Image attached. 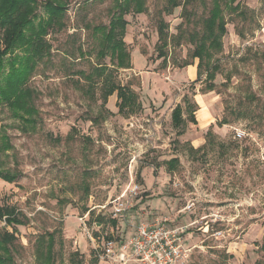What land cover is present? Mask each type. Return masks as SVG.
<instances>
[{
  "label": "rangeland",
  "instance_id": "obj_1",
  "mask_svg": "<svg viewBox=\"0 0 264 264\" xmlns=\"http://www.w3.org/2000/svg\"><path fill=\"white\" fill-rule=\"evenodd\" d=\"M65 2V26L46 35L50 61L38 62L28 82L36 91L34 121L0 104V169L18 172L13 182L0 179V204L24 221L0 218V230L15 234L13 264H38L34 244L46 232L55 233L54 264H70L75 251L83 264H141L100 259L95 248L112 239L117 252L137 224L157 221L184 228L188 257L177 264H264V0H236L241 16L224 8L212 91L204 70L195 80L196 59L193 75L191 65L179 66L191 58L186 37L167 47L166 66L158 57L160 20L169 39L180 22L195 23L186 24L181 7L166 14V0H145V12L124 16L130 63L122 68L98 58L93 28L108 24L114 0ZM209 7L194 10L206 16ZM36 16L45 17L40 3ZM96 63L106 66L102 77ZM107 79L136 94L134 113L119 111L116 91L104 98ZM177 104L179 126L172 121ZM175 156L168 170L164 161ZM119 200L129 207L114 217Z\"/></svg>",
  "mask_w": 264,
  "mask_h": 264
},
{
  "label": "trees",
  "instance_id": "obj_2",
  "mask_svg": "<svg viewBox=\"0 0 264 264\" xmlns=\"http://www.w3.org/2000/svg\"><path fill=\"white\" fill-rule=\"evenodd\" d=\"M236 0H166L164 11L170 14L177 7H181V17L187 25L194 21L193 27L181 28L176 36H167L166 24L160 20L157 28L158 57L162 58L163 65L167 62V47L179 44L182 37L192 45L190 60H184L179 66L193 64L196 59V79L205 72L209 81L207 91L214 89L213 79L218 70V65L212 58L223 48L222 38L227 28V20L224 8L231 9L236 15H244L239 11V2ZM210 7L207 15H197L195 4ZM39 3L43 6L45 17H39L35 21L36 10ZM235 3V4H234ZM113 13L107 25L94 26L98 37L97 56L102 59L109 56L117 67L128 68L130 54L126 49L123 36L127 20L124 16L128 13H143L146 11L145 0H114ZM65 0H0V104H5L14 117L25 122L34 121L33 114L37 112L34 105L36 91L28 85L38 62L50 61L51 44L46 39L51 30H61L65 26L66 15ZM186 25V26H187ZM173 41V42H172ZM106 66L96 63L94 72L97 77H102ZM86 79H92L90 74L83 73ZM106 79V77H104ZM104 82V80H103ZM104 98L117 93L119 111L126 114L134 113L139 107L136 94L128 87L115 84L107 79ZM172 121L175 126L183 123L182 106L177 104L172 109ZM194 119L193 122H195ZM4 136V135H3ZM5 149L11 147L8 138L2 137ZM178 158L172 157L164 161L168 170L175 168ZM156 169V167H155ZM18 176L17 171L1 170L0 179L13 182ZM0 218L8 225H21L24 221L20 218V212L14 206L0 204ZM115 221L113 220V223ZM15 239L14 232L0 230V264H13L12 243ZM55 233L46 232L39 234L34 244V254L38 264H54ZM264 246V236L262 240ZM77 251L70 254V264H83L82 258H77ZM96 258V257H95ZM98 259V258H96ZM89 264H97L94 260Z\"/></svg>",
  "mask_w": 264,
  "mask_h": 264
},
{
  "label": "built area",
  "instance_id": "obj_3",
  "mask_svg": "<svg viewBox=\"0 0 264 264\" xmlns=\"http://www.w3.org/2000/svg\"><path fill=\"white\" fill-rule=\"evenodd\" d=\"M136 188L135 185L131 191L136 193ZM128 207L129 205L124 204L123 200L117 201L113 208L114 217L125 213ZM83 225L88 237L94 241L84 223ZM183 232L184 228H169L163 221H157L154 224L140 222L134 227L130 237L123 239L118 245L117 252L114 250L112 239H107L102 244L103 250L100 251L98 245L95 253L100 259L114 258L120 263L133 259L141 264H177L183 258L188 257V250L182 245L181 233Z\"/></svg>",
  "mask_w": 264,
  "mask_h": 264
},
{
  "label": "crops",
  "instance_id": "obj_4",
  "mask_svg": "<svg viewBox=\"0 0 264 264\" xmlns=\"http://www.w3.org/2000/svg\"><path fill=\"white\" fill-rule=\"evenodd\" d=\"M191 67V68H190ZM189 69H191V73H192V75H193V73H195V70H194V68H193V65L191 64V66H189ZM188 70V69H187Z\"/></svg>",
  "mask_w": 264,
  "mask_h": 264
}]
</instances>
